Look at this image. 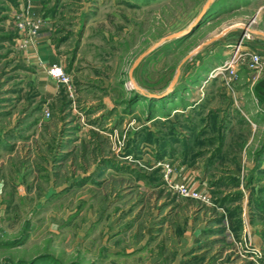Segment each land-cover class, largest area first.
I'll use <instances>...</instances> for the list:
<instances>
[{
	"label": "rangeland",
	"instance_id": "374dc122",
	"mask_svg": "<svg viewBox=\"0 0 264 264\" xmlns=\"http://www.w3.org/2000/svg\"><path fill=\"white\" fill-rule=\"evenodd\" d=\"M206 1L0 0V264H264V0L151 50Z\"/></svg>",
	"mask_w": 264,
	"mask_h": 264
},
{
	"label": "water",
	"instance_id": "95a60500",
	"mask_svg": "<svg viewBox=\"0 0 264 264\" xmlns=\"http://www.w3.org/2000/svg\"><path fill=\"white\" fill-rule=\"evenodd\" d=\"M212 0H207L204 5L202 6L200 12L198 13V15L196 16V18L193 20L192 23H190L188 25V27L186 29H182V30H179V31H176V32H173L169 35H166V36H163L160 38V40L151 47V50L156 48L159 44H161L162 42L166 41V40H170V39H177L179 37H183L184 35L190 33L194 28H196L200 21L203 19L205 13H206V10L210 4ZM225 32H222L212 38H210L209 40L205 41L204 43L200 44L199 46H197L196 49H194L193 51L189 52L188 54H186L183 59L180 61V63L178 64V66L176 67V71H175V74L172 78V80L170 81V83L168 84V86L166 87V89L163 91V93L161 94H156V93H149V94H144L145 96L149 97V98H162L164 97L165 95H167L169 92H171L173 89H174V86L178 80V77L180 75V71H181V66L182 64L188 60V58L190 57V55H192L193 53L197 52L198 50H200L204 45H208L218 39L221 38V36L224 34ZM145 53H143L141 56H143ZM133 68V67H132ZM132 68L130 69L129 73H128V76H129V79L132 83L133 82V79L131 77V70ZM138 88V87H137ZM139 89V88H138Z\"/></svg>",
	"mask_w": 264,
	"mask_h": 264
},
{
	"label": "built area",
	"instance_id": "2783aa9c",
	"mask_svg": "<svg viewBox=\"0 0 264 264\" xmlns=\"http://www.w3.org/2000/svg\"><path fill=\"white\" fill-rule=\"evenodd\" d=\"M29 25H30V21L28 19H24L22 21L20 27L22 29H25V28H28ZM37 27H38L37 25L32 24V29L30 30V33L34 34ZM253 60H254V62H257L258 57L254 55ZM48 74L53 79H55L57 81V83H59V84L67 85L70 81L68 74H66L63 71V68L60 65H58L57 63L50 65V67L48 69ZM164 170H165L166 175H168V173L170 171L168 163L165 164ZM174 188L180 196L192 197V198L201 199L204 201L206 200V195L200 193L199 191L188 189V187L184 184H176V185H174Z\"/></svg>",
	"mask_w": 264,
	"mask_h": 264
},
{
	"label": "crops",
	"instance_id": "0c3cea01",
	"mask_svg": "<svg viewBox=\"0 0 264 264\" xmlns=\"http://www.w3.org/2000/svg\"><path fill=\"white\" fill-rule=\"evenodd\" d=\"M225 35V34H224ZM223 35V36H224ZM260 35H261V40H264V31L263 32H260ZM221 38H224V37H221Z\"/></svg>",
	"mask_w": 264,
	"mask_h": 264
},
{
	"label": "trees",
	"instance_id": "16d2710c",
	"mask_svg": "<svg viewBox=\"0 0 264 264\" xmlns=\"http://www.w3.org/2000/svg\"><path fill=\"white\" fill-rule=\"evenodd\" d=\"M262 84H264V81H263V83Z\"/></svg>",
	"mask_w": 264,
	"mask_h": 264
}]
</instances>
